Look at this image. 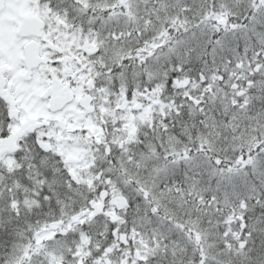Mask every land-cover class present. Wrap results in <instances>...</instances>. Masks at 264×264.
<instances>
[{
  "label": "snow or ice",
  "instance_id": "6c2138e0",
  "mask_svg": "<svg viewBox=\"0 0 264 264\" xmlns=\"http://www.w3.org/2000/svg\"><path fill=\"white\" fill-rule=\"evenodd\" d=\"M0 264H264V0H0Z\"/></svg>",
  "mask_w": 264,
  "mask_h": 264
}]
</instances>
